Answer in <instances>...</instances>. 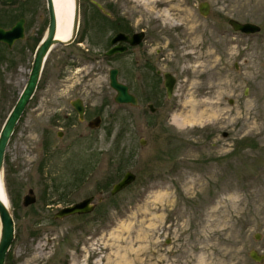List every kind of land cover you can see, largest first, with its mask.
I'll use <instances>...</instances> for the list:
<instances>
[{
	"label": "rangeland",
	"instance_id": "1",
	"mask_svg": "<svg viewBox=\"0 0 264 264\" xmlns=\"http://www.w3.org/2000/svg\"><path fill=\"white\" fill-rule=\"evenodd\" d=\"M28 1L32 41L5 52L13 74L0 69V130L48 25L46 0ZM95 1L148 31L149 51L177 76L174 95L155 113L137 87L138 107L114 102L108 71L126 80L133 58L107 60L109 22L80 0L75 40L51 47L5 149L8 264H264L250 257L264 255V0ZM230 18L261 31L235 32ZM126 171L136 179L110 195ZM29 188L36 201L23 206ZM91 195L103 199L90 214L53 219Z\"/></svg>",
	"mask_w": 264,
	"mask_h": 264
},
{
	"label": "water",
	"instance_id": "2",
	"mask_svg": "<svg viewBox=\"0 0 264 264\" xmlns=\"http://www.w3.org/2000/svg\"><path fill=\"white\" fill-rule=\"evenodd\" d=\"M92 2L97 5L101 10H103V6L101 3L92 0ZM46 6L48 11V25L45 32V35L39 41L35 53L33 56V61L31 64L30 72L28 79L26 81L25 86L23 87L22 91L20 92L14 106L8 113L2 127L0 130V180H2L3 175V166H4V155L5 149L9 142L10 136L13 134L14 128L18 123L19 119L21 118L22 114L24 113L29 101L32 99L37 85L39 83L42 69L44 62L47 58L51 47L54 44H64L68 45L71 44L77 35L78 27H79V6L80 0H75V11H74V20H73V29L74 33L71 39L67 42H61L56 40L55 33H56V14H55V7L53 0H46ZM198 10L202 15H207L209 12V3L202 2L198 6ZM228 24L231 26L233 31L240 32L245 35L256 34L261 31V26L254 22H241L236 19L230 18L228 20ZM143 33L134 34L132 37H128L127 35L117 34L111 41V44H115L116 42L126 41L129 44H136L140 41ZM138 37L135 39V37ZM23 37V20L20 19L12 28L10 29H3L0 27V41L7 43L9 46L12 45L13 41L16 39ZM125 47L120 45H115V47L109 49L104 54L105 56L112 55L114 53L123 52ZM118 70L113 68L109 71V86L115 91V95L113 100L117 104H129L132 106H137L138 102L136 97L128 91L127 86L120 82L117 77ZM165 88L168 97L171 96L173 91L174 85V77L169 73L165 72ZM232 102V100H230ZM71 105L76 110L79 115V118H83V110L84 105L83 101L80 98H76L71 101ZM151 111H153V106L149 104ZM101 119L99 116H96L90 122L91 127H97L100 123ZM225 135V134H224ZM146 140L141 139L140 144H145ZM136 179L135 173L131 171H126L123 176L115 183L112 184L110 189V195H115L118 192L125 189L129 186L134 180ZM95 196L91 195L88 197L83 198L80 201L74 202L67 206H64L55 212L53 215V219L61 220L65 217L71 215H82V214H89L91 213L97 202H101L103 198H98L97 202H94ZM36 201V195L32 188H29L27 193L22 198V205L29 206ZM15 233V224L13 220V216L9 210V208L3 203L0 198V264H5L7 253L11 247L12 241L14 239ZM258 238V235H256ZM250 257L257 262L264 260V255L258 254L257 251L251 250Z\"/></svg>",
	"mask_w": 264,
	"mask_h": 264
},
{
	"label": "flooded vegetation",
	"instance_id": "3",
	"mask_svg": "<svg viewBox=\"0 0 264 264\" xmlns=\"http://www.w3.org/2000/svg\"><path fill=\"white\" fill-rule=\"evenodd\" d=\"M97 8L99 9L101 14L107 17V22H109V29H108V31L110 30L109 37H108L109 46L106 51L115 47V45H120L122 47H125V50L123 52H118V53H114L112 55L106 56L107 60L114 62V61L119 60L120 58L123 60H126L129 57L133 58V63L131 64V67H130L131 69L130 68L125 69L126 80L124 81L119 80V73L120 71H122L121 69L115 66H111L109 71L113 68H116L118 70L117 72L118 80L124 83L127 86L128 91L132 93L137 99L138 105L136 107L139 106L141 97L139 95L138 97L133 92V91H136L134 90L135 87H137V91L140 90V93L148 91V95L146 94L147 96L146 100H148L146 104L147 106L146 108L150 113H155L158 106H161L163 103L169 101L174 95L175 86L178 80L175 72L163 70L160 65L161 57L158 56L157 53L152 54L149 51V48L145 44L148 39V31L145 28H139V29L133 28L131 22L128 19H126L123 15L115 11L114 6H108L107 8L103 6V10H101L99 7ZM32 14H33V8L29 4L28 0L26 1L25 0H0V27L7 30V29L12 28L20 19L23 20V37L22 38H19L13 41L11 46H9L5 42L0 41V69L3 73L9 72L13 74L12 72H15L17 70L16 62H14L13 59L11 60V59H7L3 57L5 52L9 51V52H12L13 54H16V50L15 49L13 50L14 46H17L19 42L25 41L28 43L29 41H32V36L30 33H28V29H29L28 22H29L30 17H32ZM138 33H143V34H142L140 41L134 45L129 44L126 41H122V42L118 41L115 44H111L112 39L117 34H123V35H127L128 37H132L134 34H138ZM137 38L138 37L136 36L135 39ZM29 48L31 50V47ZM27 50H29L28 47H27ZM3 63H4V66L2 65ZM135 68L137 69V72H135L136 81L132 80V78H134L132 72L134 71ZM109 71H108V80H109ZM165 72H169L174 77V81H175L173 85V91L170 97H168L166 88H165V75H164ZM0 74L2 73L0 72ZM163 93L165 97H163L162 95ZM163 99L164 101H161ZM149 104L153 106V111H151ZM84 115H85V105H84V110H83V118L80 119L78 115L79 120L82 121L84 119ZM95 117L93 119H95ZM93 119L89 120L88 122L89 127H91L90 122ZM60 135H61V132H58V136ZM82 215H86V214H82ZM71 216H74V215H71Z\"/></svg>",
	"mask_w": 264,
	"mask_h": 264
},
{
	"label": "bare ground",
	"instance_id": "4",
	"mask_svg": "<svg viewBox=\"0 0 264 264\" xmlns=\"http://www.w3.org/2000/svg\"><path fill=\"white\" fill-rule=\"evenodd\" d=\"M53 3L57 21L55 38L61 42H67L72 38L74 33L75 0H53ZM0 198L8 207L9 200L2 180H0Z\"/></svg>",
	"mask_w": 264,
	"mask_h": 264
},
{
	"label": "trees",
	"instance_id": "5",
	"mask_svg": "<svg viewBox=\"0 0 264 264\" xmlns=\"http://www.w3.org/2000/svg\"><path fill=\"white\" fill-rule=\"evenodd\" d=\"M91 5L94 7V9H96V12L98 13V15H99L102 19H105V21H107V17H106L105 15H103V14L100 13V11H99V9L97 8V6H96L94 3H92ZM38 41H39V40H38ZM38 43H39V42H38ZM35 46H37V45L35 44ZM113 179H114V178H109L107 185H110V184L112 183ZM107 188H108V187H107ZM107 188H105V189H107ZM100 189H103V188L100 187ZM109 199H110V198H109ZM86 215H88V214H86ZM83 216H84V215H83ZM8 262H9V260H8V256H6L5 264H8Z\"/></svg>",
	"mask_w": 264,
	"mask_h": 264
}]
</instances>
